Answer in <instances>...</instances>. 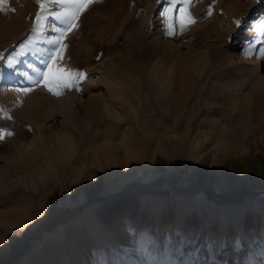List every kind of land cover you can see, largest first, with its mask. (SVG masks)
<instances>
[{
  "label": "rangeland",
  "instance_id": "rangeland-1",
  "mask_svg": "<svg viewBox=\"0 0 264 264\" xmlns=\"http://www.w3.org/2000/svg\"><path fill=\"white\" fill-rule=\"evenodd\" d=\"M41 4L56 12L68 8L70 0L64 8L53 0L39 3L8 0L5 10L0 12V53L7 58L29 41L33 50L39 49L21 57L17 65L20 74L0 61V263L10 264L9 254L15 243L13 230L24 232L29 242L26 263L21 256L15 264H28L32 255L41 264H47L62 254L70 257L71 264H186L191 262L186 247L190 239L192 247L203 253L217 247L223 254L233 249L237 253L235 258L245 256L231 264L256 263V250L264 249V198H259L264 195V85L260 87L248 81L236 100L229 83L231 68L223 65L220 70L214 63L220 55L232 52L238 62L252 65L254 56L250 53L251 58H245L241 49L244 42L255 37L248 40L243 34L249 20L264 11V2L93 0L80 13L78 27L66 32L61 41L67 47L57 66L72 74L73 84L56 88L59 95L50 93L43 82L33 85L23 77V72L35 78L36 71H46L44 62L55 47L47 41L59 35L51 31L52 26L66 27L48 17L41 21L44 29L41 32L36 21ZM165 8L171 11L162 17ZM181 9L187 17L183 25ZM237 20L241 21L240 26ZM232 26L236 29L231 30ZM166 27L174 34L166 35ZM262 46L257 45V52ZM204 53V66L194 64L195 57ZM259 63L264 65V60ZM27 64L32 68H27ZM81 72L84 75L77 80L76 74ZM258 73L264 82V69L259 65ZM196 77H209L214 85H219V101L209 100L212 105L209 102L207 105L213 112L208 114L209 126L200 122L191 138L200 142L199 150L204 155L215 152L223 140L233 144L222 163L216 158L210 160L209 153L207 159L200 161L205 162L203 167L198 162L191 166V160L181 153L168 161L172 155L170 138L177 135L178 129L171 124L154 125L163 117L174 119L176 108L182 103L202 111L204 101L194 100ZM105 78L114 83L112 88L107 86ZM146 81L159 86L157 96L152 95L155 107L148 113L141 108L148 98ZM17 88L31 91L21 92ZM111 89L115 97L121 98L124 90L129 96L111 102L115 108L120 103L132 107L124 113L125 124L107 119L103 108L90 114L91 122L86 120L84 106L105 98ZM233 106L235 117L216 120V108ZM136 108H139L137 113L133 111ZM214 120L217 122L213 123ZM68 127L79 136L76 149L70 156L60 150L52 154L58 143L56 133H63ZM110 127L113 132L107 133ZM88 132L91 136H102L101 143L111 140L117 147L124 140L128 145L139 144L140 152L149 150L145 155V175L151 174L150 170L154 172L157 164V168L170 165L169 170L143 183L139 179L130 181L122 191L124 194L116 196L114 189L121 182L118 164L122 161L99 165L91 153L93 145L86 144L91 138ZM148 141L152 142L150 148ZM36 147L38 157L31 163L26 159L16 165ZM156 159L161 161L157 163ZM144 184L165 195H135ZM188 187L190 195H175L176 189ZM197 187L213 194L246 189L252 195L244 198L243 203L224 206L207 200L201 191L204 199L196 198ZM102 198L105 201H99ZM140 198L142 201L138 202ZM207 201L216 206H238L240 212L231 218L209 206ZM85 207L94 210L92 229L87 225L88 220L79 216ZM77 209H80L77 215L67 211ZM127 213L136 217L134 222L122 223L121 218ZM103 217L114 219L111 227L114 239H105L98 229ZM46 220L54 225L48 231L53 233L42 237L44 233L37 240L35 231ZM220 232H224L223 241Z\"/></svg>",
  "mask_w": 264,
  "mask_h": 264
},
{
  "label": "bare ground",
  "instance_id": "bare-ground-1",
  "mask_svg": "<svg viewBox=\"0 0 264 264\" xmlns=\"http://www.w3.org/2000/svg\"><path fill=\"white\" fill-rule=\"evenodd\" d=\"M231 28H232L231 30L236 29V27H233V26ZM235 31H237V30H235ZM228 35H226L227 39L229 37ZM243 37L247 38L248 40L254 38L252 32L248 31V30L244 31ZM252 40H254V39H252ZM205 53L202 54L200 57H195L193 63L194 64L200 63L201 65H203V59H204L203 55H205ZM252 60L254 61V62H251L252 65L251 64L250 65L242 64L240 61L238 62L237 59L234 58V55L232 52H228L227 55H224V56L220 55L219 60H217L214 63L215 66H218V68L220 70L223 69V67H224L223 65L231 68L232 75H230L229 83L231 84V86L233 88L232 93H233L234 99H236V100H238V98H240V95L242 93V87H244L248 81L251 82L252 84L258 83L260 85V87L264 85V82L261 81V79L259 78V73H258V65H259V67H261V69L262 68L264 69L263 63L262 64L259 63V62H262V60H264V58L254 57V58H252ZM200 73H201V71H200ZM196 79H197V82L194 78V81L196 82V83L195 82L194 83L197 84L198 86L196 85L197 88H196L195 92L197 95H195L196 99H194V100H197L198 102L200 101V103L202 101H204V103L203 102L201 103V104H204L203 108H201L199 106L202 109V111L198 110L197 106L192 105V106H194V108L193 107L188 108L189 106L185 107L184 103H182L179 107L176 108V112L174 114V119H172L170 117H168V119H165L163 117L161 122L160 121L154 122V125L159 124V125H162L161 127H164L165 125L167 126V124L168 125L171 124L174 128L177 127V129H178L177 135L173 138H170V144H172L170 146V150L172 151V155L170 154V159L168 161H171L172 159L176 158L177 154L181 153L185 158L191 160V166L198 162L199 167H200V165L203 167L205 165V162L200 163V161L201 160L204 161L205 159H207L209 157V153L211 155L210 160H214L213 158H216V159H218L219 163H222L223 157L225 156L226 152H229L233 149V147H232L233 144H230V142L223 140L221 142V143H223L222 146L221 147H215V149H214V151L216 152V155L214 154L215 152H213V151L204 155V152H202V151L200 152V150H199V148L201 147L200 142H196L193 138H191L192 133L199 126L200 122H204L207 125V127L209 126L208 123L210 121H208V114H210V112L213 113L210 106L207 105L209 100L210 101L216 100V102L219 101V85L218 86L214 85L212 83V81L210 80L211 78H209V77L202 78V79L200 77L199 78L196 77ZM105 81L107 83V86L109 88H112L114 83L110 82L111 81L110 78L109 79L107 78ZM144 85H145V88H146L147 93H148V98L145 101V103L142 105L141 108L143 109V111L145 113H148L149 111L152 110V108L155 107L152 95H156L155 93H158L157 90L159 89V86L156 85V83H152L150 81H146V84H144ZM121 93H122L121 98L124 95L127 98H129V96L125 90L121 91ZM193 94H195V93H193ZM231 97H232V95H231ZM121 98L113 96L112 89H111L110 91H108L105 98H103L101 100L98 99V101L94 100V102H92L91 105L88 104V105L84 106V111H85L84 113L87 114L85 116L86 120L90 121L89 120L90 114L91 113L94 114V112H96L98 109L103 108V110L105 111L107 119H110V121H113L119 125L125 124L126 121H125V119H123L124 113H128L132 107L130 108L128 105H125V104L123 105L122 103H120V107L117 106V108H115L114 106L113 107L111 106L112 105L111 102H115L117 100L121 101ZM194 100H193V102H194ZM196 104H199V103H196ZM138 110H139V108L133 109V111L135 113H137ZM214 112H215L214 117H216V120L217 119L220 120V118L224 117V116L226 118L231 117V116L235 117V114H236L235 106L230 107V108H224V109L216 108V111H214ZM147 118H149V117H147ZM160 118H162V117H160ZM216 120H214L212 122L214 123ZM114 126H117V125H114ZM210 126H212V125L210 124ZM67 129L63 133H59V134L56 133V139L58 142L57 148L52 149L53 151H51V153L52 152L53 153L58 152L60 150L64 154L70 156L71 153H73L72 151H74L76 149L77 138L79 136L77 137V134L72 132L73 130L69 131L71 129V127H70V129H69V127ZM112 130H113V128L110 127V130H108L107 133L111 132ZM89 135H90V133H89ZM90 137L91 138L86 140V142H89V143H86V144H87V146L93 145L92 147H94V148L91 150V153L93 152L95 154L98 164L104 163V164H107V166H108L109 162H113L116 160L122 161L118 164L119 165L118 169L120 170L119 175H121V177H120L121 182L117 186V188L114 189V193H118V192L123 191L126 188V184L130 181H134L136 179H139L143 183V181L155 179L156 177L159 176L160 173L166 172L169 170L170 165L166 166L167 168L162 167V169H159V171L153 170L154 172H152V170H150L151 174L145 175L144 172L147 169L146 168L147 163L145 162V155L150 153V152H148L149 150L148 151L146 150L147 153L140 152L138 149V148H140L139 144L138 145H132V144L128 145L127 144L128 142H124V140H121L119 142V146H117V147H115V145L112 144V141L108 140V139H107L108 140L107 142L101 143L99 141H100L102 136H99L98 134L92 135V136L90 135ZM107 137H108V135H107ZM214 140L215 139H211V141H213V142H214ZM78 141H79V139H78ZM148 143H150V145H148L149 146L148 148H150L152 142L148 141ZM103 145H105V147ZM38 154H39V149L37 147L33 148L28 153L24 154L22 156V158H20L18 160V162H16V165L21 164V162H23V160H26V159H28L31 163L32 159L34 157L39 156ZM258 157H260V156H258ZM83 158H85L84 155H83ZM46 161H48V160H46ZM158 161H161V159L157 160V163H159ZM107 168H109V167H107ZM1 174H2V172L0 171V176H1ZM196 198L204 199V195L202 193H197ZM140 201H142L141 198L138 200V202H140ZM169 202L174 203L175 201L169 200ZM207 203L209 204V206L213 207L215 210H217L219 212H223V213H225L226 216H229L231 218L236 217L237 214L240 212V210H239L240 207H238V206L223 207V206H216L213 203L208 202V201H207ZM83 204L84 203L82 202V205ZM261 209H262V207H260L259 210H261ZM93 213H94V210L91 207H85L79 215L80 217L86 218L88 220L87 225H88V227H90V229L93 228V225H92V223L94 222V220L92 218ZM121 219H122V223L128 224V223L134 222L136 217L130 213H127V214H124ZM113 222H114V219H112V217L111 218L110 217H103V222L99 223L100 225L98 226V229H100V231L104 235L105 239H106V237H107V239L109 237L114 239V236H112V234H111V227H112ZM146 222H148V220H146L145 223ZM262 222L264 223V221H262ZM143 225H145V224L143 223ZM52 233L53 232L45 233L42 237H45V236L50 235ZM220 233H221L220 239H221V241H223L225 238L224 232H220ZM192 246H193L192 240L190 239L189 241H187L186 247H189V249H188L189 250L188 251L189 256L188 257H191V262L190 263L187 262L186 264H200L203 261H204V264H208L212 261H214L216 264H220V262H224L225 264H231L232 262L237 261L239 258H240V260L245 258V256H243V255H241V256L238 255L235 258L237 253H235L233 251V249H231V252L229 251L228 253L223 254L222 251L216 247V249L214 251L203 253V251L201 249L197 250V247L194 248ZM33 247H34V245H32V248ZM32 250L33 249H30V252H32ZM256 255L258 256V259L256 260V263H253V264H264V258L262 257L264 255V249L258 247V249L256 250ZM27 256L28 255H26L22 258V261H25V263L27 261L26 260ZM27 263L28 264H41L36 259V257H34V255H32V258H30V261H28ZM47 264H71V259H70V257H68V255L62 254L61 256L56 258L54 261H52L51 263H47ZM172 264H175V263L173 262ZM178 264H183V263L178 262ZM243 264H248V263H246V261H245Z\"/></svg>",
  "mask_w": 264,
  "mask_h": 264
},
{
  "label": "snow or ice",
  "instance_id": "snow-or-ice-1",
  "mask_svg": "<svg viewBox=\"0 0 264 264\" xmlns=\"http://www.w3.org/2000/svg\"><path fill=\"white\" fill-rule=\"evenodd\" d=\"M39 3L40 0H37ZM53 2L58 3L64 8V5L68 2V0H53ZM171 3H175V0H170ZM259 2H264V0H259ZM8 3V0H0V12L5 10V5ZM93 3V0H70V6L68 8H64L62 11L52 12L45 7V5L41 4V9L37 13L36 21L37 28L40 29L41 32L44 31L43 27H41L42 19H47L48 17H52L56 21L61 22L66 25L65 28H58L55 25L52 26L51 31L58 33V36H53L51 39L47 41V43L54 45L55 47L47 57V61L44 62L46 71L35 72V78L29 75L27 72H23V77L25 80L29 81L31 84L35 85L39 82H43L47 87V90L54 95H59L60 93L56 91V88L60 86L69 87L73 84L71 79V73L67 72L62 67H58V62L63 58L62 54L64 49L67 47L66 44H62L61 41L64 39L66 32L71 31L73 28H77L78 24L76 23L79 19L80 13L86 10V7ZM15 11V9H12ZM171 11V8H165L161 13L162 17H166L167 13ZM211 14V10L209 12ZM187 17L183 15V9H181L180 22L181 25L184 24ZM195 23V20L191 21ZM237 26H240L241 21H236ZM248 31H251L254 40L250 42H244V47L241 49L245 58H251L252 56L257 58H264V46L260 47L257 52V45L264 44V11L260 12V14L253 16L248 22ZM36 29H33L35 32ZM166 35H173L174 32L171 28H165ZM28 51H39V49H32V41H29L28 44L22 45L18 51L15 52L14 55H10L7 58L4 53H0V61L4 62V67L9 70H15L16 74H20V69L17 68V65L21 62V57H23ZM27 68L31 69L32 65L27 64ZM84 73H77L76 78L79 80ZM17 91L21 92H29L30 88H17Z\"/></svg>",
  "mask_w": 264,
  "mask_h": 264
},
{
  "label": "trees",
  "instance_id": "trees-1",
  "mask_svg": "<svg viewBox=\"0 0 264 264\" xmlns=\"http://www.w3.org/2000/svg\"><path fill=\"white\" fill-rule=\"evenodd\" d=\"M157 183H159V182H157ZM189 188L190 187H188L186 189H176L175 195H177V194L190 195L189 194V192H190ZM195 189H196L195 191H199V193H200V191L203 192V194L205 195L207 200H211L215 204L224 205V206H226L227 204L243 203L244 198L252 195V193H250L246 189H243V190L237 189L234 191H227L224 194H213V193L209 192L208 190H206L202 187H197ZM143 193L156 194L159 196L165 195V193H163L161 191L156 192L155 190L152 189V187L150 185H145V184L142 186L141 189H139V191L135 195H143ZM116 194H117L116 196H121L124 193H122V191H121V192H118ZM129 195L131 196V195H133V193L129 194ZM259 198H264V195H261ZM99 201H105V199L102 198ZM79 210L80 209L67 210V211H68V213H70L72 215H77ZM61 223H62V221H61ZM53 227H54V225L49 224V222L46 220V222H44V224L37 227V229L35 231V235H34L35 238L38 240L40 235H42L44 233H48V231H50ZM12 236H13V238H15V243L11 247L9 256H11L10 264H15L17 261H19L21 256H25V254H27L29 242L26 240V238H25L26 234L24 232L13 230ZM5 259H3L2 262H5Z\"/></svg>",
  "mask_w": 264,
  "mask_h": 264
},
{
  "label": "crops",
  "instance_id": "crops-1",
  "mask_svg": "<svg viewBox=\"0 0 264 264\" xmlns=\"http://www.w3.org/2000/svg\"><path fill=\"white\" fill-rule=\"evenodd\" d=\"M157 167H158V165H157ZM157 167H155V168H156V171H157V170L159 171V169H162V167H161V168H160V167L157 168ZM166 168H167V167H166ZM160 174H161V173H160Z\"/></svg>",
  "mask_w": 264,
  "mask_h": 264
}]
</instances>
